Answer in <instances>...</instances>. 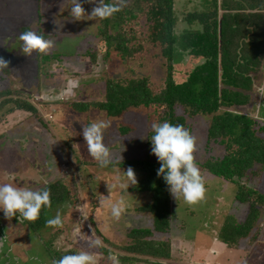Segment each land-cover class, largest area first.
Masks as SVG:
<instances>
[{
    "label": "trees",
    "instance_id": "trees-1",
    "mask_svg": "<svg viewBox=\"0 0 264 264\" xmlns=\"http://www.w3.org/2000/svg\"><path fill=\"white\" fill-rule=\"evenodd\" d=\"M206 1L209 9H195L184 17L188 25H199L191 29L179 28L180 14L176 12V0H128L122 11L111 18L99 19L97 35L105 49L99 48L101 52L95 48L86 53L90 59L86 63L89 71V76H85L86 82L103 80V97L70 98L65 102L42 99L40 103L46 113L60 109L62 103H66L74 113L87 116L93 110H99L106 115L107 121L135 111L139 113L136 123L145 121L147 140L152 147L150 137L153 135V123L168 121L173 125H183L199 141L198 132L191 121L200 117L207 123L204 148L220 145L224 150L221 156H208L201 166L215 176L234 183L237 186L235 200L249 205L242 222L232 214L227 215L218 237L231 248L240 247L245 240L247 247H250L257 243L264 228V193L259 187L249 185L253 177H260L264 171V121L249 110L255 85L253 74L258 77L264 71V0ZM105 2L112 3V0ZM147 42L152 46H146ZM152 47L160 48L161 55L156 53L154 56L163 57L166 61L165 80L161 87L156 86L147 75H114L115 67L129 64L130 60L140 59L143 64L144 55ZM185 55L190 56L188 63L193 66L204 60L188 69L184 63L181 64ZM42 58L37 65L40 68L37 71L39 75L44 72L41 69L44 62L53 56ZM262 72L258 77L260 80L263 79ZM185 75H188L187 78L183 77ZM16 92L20 95L17 96ZM13 93L15 96H10ZM22 93V90L9 87L0 91V125L7 114L18 111L30 113L46 123L50 133L56 130L67 138L66 124L58 119L44 118L37 106ZM244 109L245 113L241 111ZM98 120L104 118L99 117ZM91 122L88 117L87 123ZM116 130L118 135L125 136L132 132L139 133L142 128L120 122ZM6 134L3 132L1 137L5 138ZM11 142L14 144V140ZM71 142L65 143L76 158L73 163L76 171L65 173L60 169L61 172L54 179L33 190L48 189L51 207L65 201L73 203L74 208L86 203L93 213L101 205L103 189L99 174L90 171L88 165L100 164L83 160ZM117 145H109L110 150L117 148ZM152 155L150 152L144 158L114 157L112 163L103 167L108 174L119 173L117 177L120 184L129 183L124 177V171L129 167L136 174L137 183L130 185L128 190L120 188L119 193L114 194L113 202L122 200L123 196L129 201L130 196L149 195V200L133 209L147 213L151 218L150 223L129 227L128 241L121 243L116 240L111 243L112 247L121 250L120 254L106 247L102 249L105 256L114 258L115 264H175L173 261L177 256L172 238L175 204H172L169 186L163 176L158 175L161 163ZM110 195L112 197L113 191H107V196ZM47 209L41 210L36 221H23L29 224L36 237L45 241V247L54 261L76 250L59 249L55 244L59 236L57 231L46 242L44 232L47 224L44 215ZM110 261L113 262V259Z\"/></svg>",
    "mask_w": 264,
    "mask_h": 264
},
{
    "label": "rangeland",
    "instance_id": "rangeland-1",
    "mask_svg": "<svg viewBox=\"0 0 264 264\" xmlns=\"http://www.w3.org/2000/svg\"><path fill=\"white\" fill-rule=\"evenodd\" d=\"M81 3L90 14L91 10L97 6L98 0H93L91 3L88 0H81ZM175 3L176 12L180 14L179 28H198L197 23L188 25L184 17L195 9H209V3L204 0H176ZM71 6V0H0V57L10 62L8 67L0 70V91L8 87L12 90H22L21 95L36 105L44 118L58 119L67 126L66 138L56 130L50 133L48 125L39 121L33 114L18 111L3 116L0 125V183H12L14 186L34 189L54 179L61 171L65 173L74 171L73 163L76 158L68 150L65 143L68 141H72V146L75 145L74 148L83 160L97 162L88 153L87 144L83 138V126L88 124V117L92 121H97L99 117L107 121L106 115L99 110H93L88 116L74 113L66 103H62L60 109L56 108L60 114L56 111L46 113L43 104L40 103L42 99L49 100L59 96L67 89L69 80L78 81V87L74 89L73 96L59 99L61 102L70 98H100L104 95L103 80L89 83L85 78L89 76L86 63L90 59L86 54L87 50L105 49V45L97 35L99 18L88 20L85 17L84 20H75L70 15ZM25 31H36L55 42V46L48 54L53 56V60L44 62L41 67L44 72L41 75L37 72L40 70L37 65L46 55L34 52L29 57L23 54V42L19 39V35ZM146 46H152V44L147 42ZM156 53L161 55L160 48L152 47L144 55L143 64L140 63V59L130 60L129 64L123 63L115 67L114 75L128 77L147 75L156 86L161 87L165 80L166 61L163 57H155ZM189 57L185 55L181 63H184L188 69L194 68L204 60L193 66L188 63ZM41 62L43 63V58ZM187 76L183 77L187 78ZM181 77L176 78L180 80ZM258 77H254L253 74L255 85L249 110L251 114L264 121V74L262 80ZM16 95L20 94L16 92ZM10 96H15V93ZM49 110L48 108L47 111ZM241 111L245 113V109ZM138 115L139 113L131 111L119 119L110 118V127L104 132V143L107 146L118 144L117 148L110 150L112 158H144L152 152V146L147 140L145 121L141 123H144V127L135 121ZM120 122L138 126L142 128V131L125 136L118 135L116 128ZM191 122L198 132L199 141H197L195 155L206 180L207 192L206 199L196 205L185 203L182 197L178 201L172 197V204H175L172 238L177 256L173 262L175 264H244L245 262L264 264V228L259 234L257 243L250 247H247L246 240L240 247L231 248L219 239L218 233L227 215L232 214L239 222H242L246 218L249 205L235 200L237 186L234 183L215 176L201 166L208 156H221L224 150L220 145L205 149L204 134L207 123L200 117H196ZM3 132L8 134L5 138L1 137ZM12 135H14L13 138H11ZM13 140L14 144L11 142ZM151 157L158 159L155 155ZM88 169L99 174L101 178L102 198H109L108 183L116 185L110 197L113 202L114 194L119 193L121 188L117 177L119 173L108 174L101 166L88 165ZM249 185L259 187L264 193V171L260 177H253ZM137 195V197L130 196L129 201L126 196H123L124 212L118 220L111 216L109 208L102 205L91 213L86 203L75 208L71 202L59 203L46 210L44 219L47 222L59 211L64 226L54 228L47 225L44 238L46 242H49L57 231L59 236L55 244L59 249L76 250L75 252L90 251L97 257V264H113L110 257L105 256L102 251L103 247L120 254L121 250L112 247L111 243L116 240L121 243L128 241L129 227L144 226L151 221L147 213L133 209L149 200V195L146 193ZM128 207L129 210H126ZM183 222L184 225H182ZM95 238L103 242V247H89V241ZM45 244V241L42 242L36 237L27 222L19 219V214L8 219L3 210H0V264H52L53 260Z\"/></svg>",
    "mask_w": 264,
    "mask_h": 264
},
{
    "label": "clouds",
    "instance_id": "clouds-1",
    "mask_svg": "<svg viewBox=\"0 0 264 264\" xmlns=\"http://www.w3.org/2000/svg\"><path fill=\"white\" fill-rule=\"evenodd\" d=\"M89 3L93 0H88ZM128 4V0H112L106 3L105 0H98L91 13L86 12L81 0H71L70 15L75 20L108 19L114 14L122 11ZM19 39L23 42L22 52L31 57L33 53L48 55L55 42L36 31H25L20 33ZM9 61L0 57V70L8 67ZM78 87V81L69 80L67 89L62 91L54 99H64L74 95V89ZM111 121L98 120L83 126V138L87 144L88 153L102 167L112 163V154L109 146L104 143V132L110 127ZM153 135L150 137L152 142V153L158 158L161 167L158 175L169 186V191L175 200L181 197L185 203L196 205L206 199V180L196 161L197 138L190 130L183 125H173L168 121L153 123L151 125ZM75 147V145H74ZM126 178L129 183H121V188L128 190L130 185L137 183L136 174L133 168L129 167L126 171ZM116 185L108 183L111 193ZM101 198L100 204L110 209L111 216L119 219L124 212V202L119 200L111 202ZM51 207L50 191L48 189L33 190L28 187L14 186L12 183H0V210H3L6 218L11 219L19 214V219L36 221L43 208ZM47 225L54 228H63L64 221L58 211L56 216L47 220ZM89 247H103V242L99 238L89 241ZM113 264H115L114 258ZM52 264H97V257L90 251H79L73 254L62 256L54 260Z\"/></svg>",
    "mask_w": 264,
    "mask_h": 264
}]
</instances>
